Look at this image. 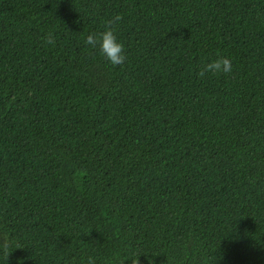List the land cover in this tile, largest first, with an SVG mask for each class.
Listing matches in <instances>:
<instances>
[{
	"label": "trees",
	"instance_id": "trees-1",
	"mask_svg": "<svg viewBox=\"0 0 264 264\" xmlns=\"http://www.w3.org/2000/svg\"><path fill=\"white\" fill-rule=\"evenodd\" d=\"M88 255L264 264V0H0V264Z\"/></svg>",
	"mask_w": 264,
	"mask_h": 264
},
{
	"label": "clouds",
	"instance_id": "clouds-1",
	"mask_svg": "<svg viewBox=\"0 0 264 264\" xmlns=\"http://www.w3.org/2000/svg\"><path fill=\"white\" fill-rule=\"evenodd\" d=\"M121 19L119 15L105 22L102 31L89 32L84 38V43L92 48L99 47V54L104 57L112 66L122 65L126 59L124 45L116 35V24ZM46 45L54 44L51 34L44 36ZM233 71V63L228 57L217 58L200 70L199 75L203 77L206 72L212 74H229ZM6 247V245H4ZM54 250V249H51ZM82 264H97V257L88 255Z\"/></svg>",
	"mask_w": 264,
	"mask_h": 264
}]
</instances>
